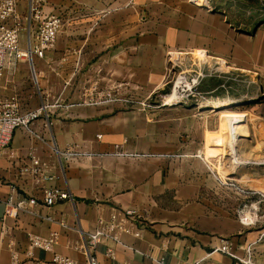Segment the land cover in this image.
Masks as SVG:
<instances>
[{
	"label": "crops",
	"instance_id": "crops-1",
	"mask_svg": "<svg viewBox=\"0 0 264 264\" xmlns=\"http://www.w3.org/2000/svg\"><path fill=\"white\" fill-rule=\"evenodd\" d=\"M212 6L49 0L45 11L60 18L59 32L45 56L34 57L36 91L7 80L1 92L16 96L23 112L46 106L47 113L30 130L16 129L0 152V264H57L56 255L89 264L85 249L97 231L104 233L92 252L98 264H243L220 248L228 242L236 249L240 241L255 250L264 240V231L244 228L223 210L218 169L227 163L215 116L141 104L165 98L155 91L171 75V51L205 52L228 73H244L251 83L257 78L264 90V0H212ZM19 11L26 14L27 0H20ZM125 86L127 94L120 90ZM221 86L212 91L214 99L236 98ZM107 93L122 102L82 103ZM231 104L209 107L216 112ZM218 113L230 146L231 137L245 131L235 123H244L246 114ZM260 116V135L251 129L241 139L251 147L249 157L228 170H239L252 185L258 183L248 159L254 148L264 149V108ZM75 146L93 155L67 156ZM235 148L237 141L232 153ZM176 150L185 156L172 158ZM35 159L52 179L32 172ZM49 186L68 190L75 200L44 205ZM31 198L37 203L29 204ZM8 202L23 205L18 216L7 215ZM32 237L50 240L51 247L31 246Z\"/></svg>",
	"mask_w": 264,
	"mask_h": 264
},
{
	"label": "built area",
	"instance_id": "built-area-1",
	"mask_svg": "<svg viewBox=\"0 0 264 264\" xmlns=\"http://www.w3.org/2000/svg\"><path fill=\"white\" fill-rule=\"evenodd\" d=\"M207 8H212V0H195ZM20 0H0V152L7 147L11 141L13 132L18 128L30 130L31 125L40 117L47 113L46 106H41L35 110L23 112L20 109L19 100L16 96L10 98L2 97L3 78L5 73L17 66L23 60L29 64L31 77L37 85V77L34 67V57H44L47 50L51 49L57 39L59 32L60 18L45 11V6L49 0H27V11L23 15L19 11ZM211 61V62H209ZM213 62L205 52L194 53L189 52L183 54L182 51H171L168 54V63L170 72L175 73V82L173 90L170 94L165 95V104L172 105L180 103L189 97L197 96L195 90L199 83L206 77V68L216 67L221 64L219 61ZM210 63V64H209ZM213 65V66H212ZM212 66V67H210ZM214 73L221 71L219 68H213ZM181 84L177 86L178 81ZM177 91L180 98H174L172 102H168V96L173 95ZM201 96V95H200ZM122 101L121 98L113 96L110 93L103 94L98 98L83 101L84 104H102L108 102ZM67 156H91L90 152L81 150L77 146L66 151ZM124 155L141 157L150 156L151 154L124 153ZM34 168L32 172L45 179H52L47 175L46 170H41L39 160H34ZM44 198L42 203L46 206L54 205L62 201H74V195L66 189L57 186H49L43 190ZM29 204H36L34 198L28 200ZM7 215L16 217L23 205L13 206L10 202L7 204ZM104 233L97 231L92 233L86 246L89 264H98L92 252L96 250V246L101 240ZM264 234L261 235L262 239ZM227 244L220 248L221 251L230 256L243 261L246 264H257L253 260L254 247L252 244L246 247L247 258L242 260L232 251L231 244ZM31 246L47 249L51 247V241L40 237L30 238ZM53 261L57 264H77L74 260L56 255Z\"/></svg>",
	"mask_w": 264,
	"mask_h": 264
},
{
	"label": "rangeland",
	"instance_id": "rangeland-1",
	"mask_svg": "<svg viewBox=\"0 0 264 264\" xmlns=\"http://www.w3.org/2000/svg\"><path fill=\"white\" fill-rule=\"evenodd\" d=\"M214 62L215 61H213L211 64H213ZM23 64L24 67L17 66L15 70H11L12 72H10L12 74H9L8 72L3 78V84H5V82H7L8 80L9 84H15L23 91H36L37 86L32 80L29 66L25 67L29 64L27 61ZM213 68H219L221 71H219L218 73H214ZM228 71L229 68H227L223 63L219 64L216 67L206 68V77L199 83L197 89L195 90V92L199 94H197V96L195 97H189L188 99L180 103L167 105L165 104V99L161 98V100L158 99L157 101H142L141 104L143 108L148 109L160 108L162 106L171 108L184 106L191 109H198V112L203 111L208 115L215 116V123L221 124V133L223 134L221 136V139L219 140L221 143L220 154L224 160L223 164L227 163L224 168L221 167L218 169L219 173L221 174V182H219L218 187L221 190L220 199L222 202L223 210H229L231 212V215L233 217H236L244 228L255 232L264 231V149L254 148L252 150L254 153L252 155L253 158L248 159L251 162L249 163V165L252 166L255 172L254 176L256 178L254 182L258 184L252 185L246 183L245 179L240 176L239 170L237 171L238 174L234 173L232 175H230L228 171L231 168V170H235L233 168L235 166H232L235 164V162L245 161L247 160L245 157H249L251 147L250 145H247L246 141L241 140L242 138L245 139V134H249L250 130L253 129L255 132V136L260 135L262 125V118L260 116V113H262L264 108V90L257 78H254L253 82L251 83L249 77L244 73H238L236 76L234 74L232 75L228 73ZM175 78V73H171V75L168 77V79H166L164 85L162 86L163 89L156 90L155 93L160 95L170 94L173 90ZM218 85H222L219 89H221L223 93H230L232 95H235L237 98L235 99L237 101L235 100L231 102H236L234 104L228 103L231 105L225 106L223 108H218L216 109V112H212V109L214 108L203 107L202 105L205 100L213 99L214 94L212 91H214L215 87ZM120 90L122 92H125L126 94L130 92L127 86L124 87V90ZM4 91L5 89L2 88V94H4ZM113 91L118 92V89H114ZM227 109L232 112L246 114V121L244 123H235L236 127H240L241 124H243L244 126L242 127H244L245 131L242 132L239 140H237V148H235L236 150L234 151V153H232L233 151L229 146L228 139L224 134L225 129L222 126L220 114L218 113V111L220 110ZM173 154L174 156L172 158L174 159L182 158V155L185 156L181 150H176ZM223 164L221 166H223ZM238 244L239 246H237L236 249H232V251L237 256L243 257V260H246L247 250L244 249L245 246H241L240 241L238 242ZM254 246H256L254 250V262L257 264H264V240L258 242ZM260 247L262 250L258 249ZM241 263L245 264L244 262Z\"/></svg>",
	"mask_w": 264,
	"mask_h": 264
},
{
	"label": "bare ground",
	"instance_id": "bare-ground-1",
	"mask_svg": "<svg viewBox=\"0 0 264 264\" xmlns=\"http://www.w3.org/2000/svg\"><path fill=\"white\" fill-rule=\"evenodd\" d=\"M181 84V81L179 80L178 81V85ZM168 102H172L174 100V98H180V95L178 94L177 91L174 92L173 95H169L168 97ZM236 99L232 96H226L224 98H220V99H207L204 101L203 103V107H209V106H219V105H225V104H228V103H231L233 101H235ZM239 139V137L237 135H235L234 137H232L231 141H232V144L230 145L231 146V149L234 148V144H235V141H237Z\"/></svg>",
	"mask_w": 264,
	"mask_h": 264
}]
</instances>
